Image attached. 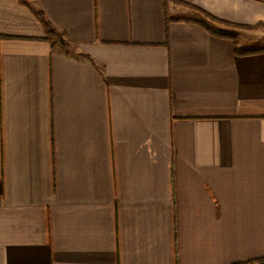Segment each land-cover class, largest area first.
Instances as JSON below:
<instances>
[{
    "label": "crops",
    "instance_id": "crops-1",
    "mask_svg": "<svg viewBox=\"0 0 264 264\" xmlns=\"http://www.w3.org/2000/svg\"><path fill=\"white\" fill-rule=\"evenodd\" d=\"M260 23L264 0H0V264L263 258Z\"/></svg>",
    "mask_w": 264,
    "mask_h": 264
},
{
    "label": "trees",
    "instance_id": "trees-1",
    "mask_svg": "<svg viewBox=\"0 0 264 264\" xmlns=\"http://www.w3.org/2000/svg\"><path fill=\"white\" fill-rule=\"evenodd\" d=\"M205 16H207L210 20L212 21H216V22H219V23H223L225 24L224 21L222 20H219L211 15H209L208 13H205L203 12ZM257 27H264V24L263 23H260L256 26H254L253 28H257ZM213 32V31H212ZM48 35V37H51V38H54V33L53 31H49L48 33H46ZM218 35L220 36H224V34H221V33H217ZM255 51V50H253ZM236 52H248V51H245V50H239L238 48H236ZM233 264H264V257L263 258H256V259H251V260H248V261H244V262H238V263H233Z\"/></svg>",
    "mask_w": 264,
    "mask_h": 264
}]
</instances>
